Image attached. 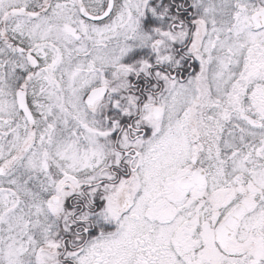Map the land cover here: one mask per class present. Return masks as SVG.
I'll list each match as a JSON object with an SVG mask.
<instances>
[{"label": "snow or ice", "instance_id": "1", "mask_svg": "<svg viewBox=\"0 0 264 264\" xmlns=\"http://www.w3.org/2000/svg\"><path fill=\"white\" fill-rule=\"evenodd\" d=\"M0 264H264V0H0Z\"/></svg>", "mask_w": 264, "mask_h": 264}]
</instances>
